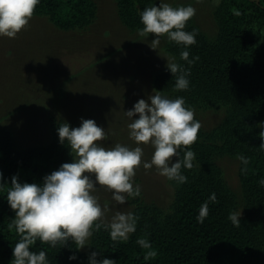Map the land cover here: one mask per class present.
Returning <instances> with one entry per match:
<instances>
[{
    "label": "trees",
    "instance_id": "trees-1",
    "mask_svg": "<svg viewBox=\"0 0 264 264\" xmlns=\"http://www.w3.org/2000/svg\"><path fill=\"white\" fill-rule=\"evenodd\" d=\"M118 16L130 29L143 27L140 12L155 0H115ZM233 9L242 14L235 15ZM96 15L93 0H40L33 16H45L59 29L85 28ZM218 32L208 39L190 18L186 30L197 29V42L189 47L190 58L199 59L192 65L180 58L184 47L167 41L166 50L185 67L191 69L190 87H174L176 76L169 69L158 72L154 88L171 98L184 96L189 107L211 108L224 105L227 113L212 130L198 131L190 147L196 153L194 167L182 168L188 179L174 186V200L165 211L137 203L133 212L138 216L136 231L127 241H113L103 227L94 231L87 250L76 249L74 241L53 247L39 239L32 249L47 252L49 264H89L90 253L97 259L105 256L115 264H264V42L257 30L264 31V0H221L214 11ZM62 122L50 119V139L41 145L15 148L10 130H0V170L11 182L12 175L21 181L42 183L44 175L70 162L69 146L59 141L57 128ZM249 157L247 174L241 171L246 218L239 226L232 223L234 210L232 193L226 188L222 171L214 161L219 153ZM183 153H181L182 155ZM178 159V157H175ZM0 191V264H12V249L19 239L8 224L15 211L10 207L6 189ZM215 192L217 201H209V214L203 223L196 217L201 204ZM146 237L157 251L154 258L145 259L148 249L136 241ZM75 259H69L71 253Z\"/></svg>",
    "mask_w": 264,
    "mask_h": 264
},
{
    "label": "clouds",
    "instance_id": "clouds-1",
    "mask_svg": "<svg viewBox=\"0 0 264 264\" xmlns=\"http://www.w3.org/2000/svg\"><path fill=\"white\" fill-rule=\"evenodd\" d=\"M215 2L218 4L220 0ZM39 3L40 0H0V36L16 37L28 25ZM233 11L235 15L242 14L239 9ZM195 14L192 4L173 6L168 0H159L140 12L143 27L138 32L141 36L156 34L151 43L153 48H157L161 36L182 44L180 58L192 65L199 57L190 58L189 47L197 42L198 30H186V24ZM166 57L167 68L176 76L174 87L189 89L191 69L179 63L175 56ZM125 115L130 120L127 127L135 146L116 143L107 147L103 141L109 137L108 131L94 118L81 117L79 126L73 127L66 121L57 128L60 143L69 146L73 159L44 175L42 183L21 181L16 174L9 183L0 170V191L5 190L6 184L10 185L6 189L7 200L15 211L8 228H14L19 235L12 249V264H49L44 249L35 251L31 247L38 239L53 247L71 240L76 249H82L91 244L93 232L103 227L113 241H127L136 231L139 216L131 210L113 212L112 209L141 194V186L133 180L141 164L146 169L154 165L161 175L177 184L187 181L182 168L194 167L196 153L190 146L198 138L201 121L195 118V109L186 104L185 97L171 98L155 91L147 99L141 97L135 101ZM260 136L264 137V127ZM142 145L153 146L151 160H142ZM260 146L264 147V142ZM174 156L178 159L173 160ZM237 159L242 163L241 171L247 174L249 157L238 153ZM259 184L264 185V178ZM98 186L111 191L114 203H101ZM209 201H217L214 191L199 208L196 219L200 223L209 214ZM242 209L229 213L236 226L241 223ZM136 242L148 249L146 260L157 256L149 239L139 237ZM97 255L95 250L90 253L89 264H115V259L107 256L97 259ZM75 258L76 253H71L69 259Z\"/></svg>",
    "mask_w": 264,
    "mask_h": 264
},
{
    "label": "rangeland",
    "instance_id": "rangeland-1",
    "mask_svg": "<svg viewBox=\"0 0 264 264\" xmlns=\"http://www.w3.org/2000/svg\"><path fill=\"white\" fill-rule=\"evenodd\" d=\"M93 2L96 15L85 28L63 30L45 16H32L16 37L0 36V130L12 132L16 149L47 143L51 118L75 127L81 124V117L94 118L108 131L109 137L103 141L107 147L116 143L135 146L136 142L129 136L130 120L125 111L139 98L147 99L157 91L154 76L168 69L166 56L173 55L166 50V36H161L157 48H153L155 33L141 36L137 29L126 27L118 16L115 0ZM168 2L173 6L194 5L193 24L208 39H215L218 25L214 11L220 2ZM257 33L264 42V31ZM192 108L205 131L215 128L227 113L224 105ZM142 146V160H151L153 146ZM214 161L233 195L234 210L243 208L240 221L245 220L240 160L237 155L223 152L216 154ZM133 180L141 186V194L129 197L124 205H114L113 212L133 211L136 201L165 211L170 208L174 186L154 165L146 169L141 164ZM97 194L101 203H114L111 191L105 187L98 186ZM89 247L90 244L80 250Z\"/></svg>",
    "mask_w": 264,
    "mask_h": 264
}]
</instances>
